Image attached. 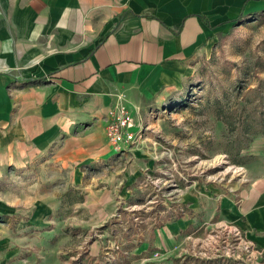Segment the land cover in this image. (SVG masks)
<instances>
[{
	"label": "crops",
	"instance_id": "crops-1",
	"mask_svg": "<svg viewBox=\"0 0 264 264\" xmlns=\"http://www.w3.org/2000/svg\"><path fill=\"white\" fill-rule=\"evenodd\" d=\"M263 13L264 0H0V181L10 169L45 164L81 184L85 168L118 153L106 137L112 106L122 103L134 115L144 99L166 96L217 33ZM242 156L253 163L245 186L227 192L199 183L181 214L167 215L143 237L136 223L123 228L110 221L116 198L130 196L125 190L107 191L86 225L102 226L124 243L122 258H137L124 264H213L181 258L173 247L219 219L264 248V134ZM29 233L23 222L15 228L0 222V264H16V254L27 258ZM165 246L169 254L153 260ZM101 251L83 253L109 264ZM44 257L47 264L50 255Z\"/></svg>",
	"mask_w": 264,
	"mask_h": 264
},
{
	"label": "rangeland",
	"instance_id": "rangeland-1",
	"mask_svg": "<svg viewBox=\"0 0 264 264\" xmlns=\"http://www.w3.org/2000/svg\"><path fill=\"white\" fill-rule=\"evenodd\" d=\"M189 64L192 72L180 86L138 104L134 119L141 138L85 168L81 184L72 183L68 171L45 164L10 169L1 178L0 222L10 228L23 222L32 232L25 235L27 258L16 254V264H45V255H50L47 264L58 261L54 256L57 264H78L81 253L99 249L107 262L113 257H120L116 264L136 261L133 254L122 258L124 243L102 233L104 227L86 225L109 190L130 193L128 199L116 198L111 223L123 228L139 224L143 237L144 230L165 222L167 215L181 214L195 185H218L227 192L246 185L241 182L248 180L246 168L253 163L242 156L246 149L240 155L236 150L248 133L244 126L251 109L258 101L264 105V13L217 33ZM128 175H136L135 182Z\"/></svg>",
	"mask_w": 264,
	"mask_h": 264
},
{
	"label": "built area",
	"instance_id": "built-area-1",
	"mask_svg": "<svg viewBox=\"0 0 264 264\" xmlns=\"http://www.w3.org/2000/svg\"><path fill=\"white\" fill-rule=\"evenodd\" d=\"M134 118L129 107L119 103L112 106L106 120V137L115 152L124 151L141 138V130ZM204 229L185 235L183 241L174 245L173 253L181 258L192 257L213 264H259L264 259V248L258 247L235 223L219 219L206 224ZM169 252L166 246L162 247L152 258L160 260ZM117 259L108 258V262L116 264Z\"/></svg>",
	"mask_w": 264,
	"mask_h": 264
},
{
	"label": "trees",
	"instance_id": "trees-1",
	"mask_svg": "<svg viewBox=\"0 0 264 264\" xmlns=\"http://www.w3.org/2000/svg\"><path fill=\"white\" fill-rule=\"evenodd\" d=\"M256 104V107L251 109L250 115L247 118L248 124L244 126V131L246 130L248 133L244 141L242 140L243 138H241L240 141H242V143L238 146L236 155H240L243 150L250 146V143L253 141V137L250 136L264 134V105H262L260 101ZM78 260V264H96L95 258L87 252L83 253Z\"/></svg>",
	"mask_w": 264,
	"mask_h": 264
}]
</instances>
